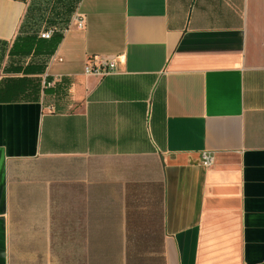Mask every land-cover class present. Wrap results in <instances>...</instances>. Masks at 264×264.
<instances>
[{
    "label": "crops",
    "instance_id": "1",
    "mask_svg": "<svg viewBox=\"0 0 264 264\" xmlns=\"http://www.w3.org/2000/svg\"><path fill=\"white\" fill-rule=\"evenodd\" d=\"M72 1L53 86L0 101V264H264V0Z\"/></svg>",
    "mask_w": 264,
    "mask_h": 264
},
{
    "label": "trees",
    "instance_id": "2",
    "mask_svg": "<svg viewBox=\"0 0 264 264\" xmlns=\"http://www.w3.org/2000/svg\"><path fill=\"white\" fill-rule=\"evenodd\" d=\"M68 3V9L72 5ZM68 28V27H67ZM63 30L56 31L50 39L42 38L37 32H28L19 35L13 42L9 55L18 58L35 57L38 61H29L27 64L14 63L6 68L7 72L17 74L7 78L0 86V101H13L18 99H35L41 92H47L50 88L36 85L34 89V75L43 74L46 71V58L54 53L63 36Z\"/></svg>",
    "mask_w": 264,
    "mask_h": 264
},
{
    "label": "rangeland",
    "instance_id": "3",
    "mask_svg": "<svg viewBox=\"0 0 264 264\" xmlns=\"http://www.w3.org/2000/svg\"><path fill=\"white\" fill-rule=\"evenodd\" d=\"M71 6L68 9V3L62 0H38L36 5L33 8V14H29L27 17V22L31 26V33L37 32L40 33L41 30L49 27H56L58 30H63L72 24V16L76 9V1H72ZM12 43L4 44L0 43V86L4 84L9 77L18 76L17 74L10 73L6 71V68L14 63L27 64L29 61H38L35 57H27L25 59L12 57L9 55V50ZM46 71L43 74L34 75V87L36 85L42 86L44 76Z\"/></svg>",
    "mask_w": 264,
    "mask_h": 264
},
{
    "label": "built area",
    "instance_id": "4",
    "mask_svg": "<svg viewBox=\"0 0 264 264\" xmlns=\"http://www.w3.org/2000/svg\"><path fill=\"white\" fill-rule=\"evenodd\" d=\"M76 22L79 28L84 27V20L78 14H74L72 17V22ZM66 29V28H65ZM64 29V31H65ZM58 31L56 27L45 28L40 31L39 35L42 38L50 39L53 34ZM116 69V62L113 58L109 56H95L92 60H87L84 68V72L87 75H97L104 76L108 73L113 72ZM53 80L48 78V75L45 74L43 80V88H50L53 86ZM202 162L205 166H211L214 162V156L210 152H204L202 154Z\"/></svg>",
    "mask_w": 264,
    "mask_h": 264
}]
</instances>
